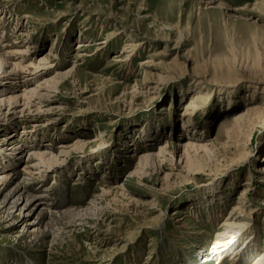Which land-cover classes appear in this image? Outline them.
I'll use <instances>...</instances> for the list:
<instances>
[{
	"label": "rangeland",
	"instance_id": "rangeland-1",
	"mask_svg": "<svg viewBox=\"0 0 264 264\" xmlns=\"http://www.w3.org/2000/svg\"><path fill=\"white\" fill-rule=\"evenodd\" d=\"M5 1L0 172L17 181L33 166L49 212H103L44 247L24 226L36 212L0 222V264H264V94L247 83L264 75V0ZM70 69L58 90L40 82ZM240 113H253L241 158L240 139L220 150ZM234 204L244 233L207 263Z\"/></svg>",
	"mask_w": 264,
	"mask_h": 264
},
{
	"label": "bare ground",
	"instance_id": "bare-ground-1",
	"mask_svg": "<svg viewBox=\"0 0 264 264\" xmlns=\"http://www.w3.org/2000/svg\"><path fill=\"white\" fill-rule=\"evenodd\" d=\"M11 1L14 2L15 0H7L5 2L7 3V2H11ZM207 1H209V2L206 3V5L214 3V1H212V0H206V2ZM218 7H220V6H218ZM216 9H218V8L216 7ZM26 18L29 19V18H31V16H26ZM26 24H28V22H25V25ZM160 32L162 34V31H160ZM20 36L26 37L25 34L21 33V32H20ZM132 46H135V45H131V47ZM82 47L83 46L78 45L77 49L82 48ZM131 49H132V51L134 50V48H131ZM51 51H53V47L49 51L50 54L46 57V59L45 58L42 59L41 62H46L49 59L48 57L49 56L51 57V54H53V52H54V51L53 52H51ZM123 51L125 52L126 50L123 49ZM163 55H165L164 52H162V50H160V51H157V53H155L152 56L153 57L154 56L155 57H157V56L161 57ZM81 56L82 55L78 56L77 58H79ZM152 56H150V58ZM175 57H178V56H175ZM3 58L4 57L2 55H0V66L5 63ZM176 59L177 58H175V59L172 58V61H170L169 63L161 61L160 63L155 64L156 72H159L160 74H162V73H165L167 70H170L174 66H177L178 63H176ZM123 61L126 62L127 59L125 58ZM184 61H187V60H184ZM148 63L150 64L149 61H143L142 63H140V65L144 66V65H147ZM48 67H51L50 64L48 65ZM48 67H47V69H48ZM11 68H15V67L11 66ZM72 69H73V67H72ZM73 72L74 71L70 69V70H68L67 72H64V73L55 74V77H49L48 79H42L40 82H41V84H43V86H47L49 88H53V89L58 90V88H56V85L59 84V83L56 82V80L57 81L58 80H63V78L65 76L72 75ZM19 75H21L20 77H22V79H25L23 77L22 73L19 74ZM19 75H16V76H19ZM198 79H200V78L198 77ZM148 80L150 81V79H148ZM159 80H160V78H159ZM233 80H235V79H233ZM253 80L248 81L247 83L248 84H250V83L251 84H256V85H254V88L255 87H256V89L260 88L262 90L261 93L264 94V75L259 77V78L255 77V79H253ZM236 81H239V80L237 79ZM154 88H152L151 90L153 91ZM43 89H45V87ZM47 95L45 97H48ZM200 101H203V96L201 95L200 92H197L195 94V98L193 100H191L190 103H186L185 104V106H184L185 108L183 109L184 115H186V116L189 115L190 116L191 111L195 108L194 104L197 103V102L200 103ZM260 108L259 109H255L254 116L255 115L257 116V115L261 114V109ZM187 112L188 113L190 112V113L188 114ZM252 115H253V113L251 115H247V116L243 115L242 113H240V114H237V115H235L233 117L234 119H233V121L231 123V126L226 131V138H227L228 143L222 145L220 150H222V151L224 150L226 152L229 149V147L231 146V144L238 143L239 142L238 140L240 139L243 143L241 144L240 147L238 146L240 148V151H238L239 158H241L244 155L243 154L244 146L246 145V142H247V139H248L247 132H245V131H246L247 128L251 127L250 125H252V123H253L252 122L253 121V116ZM22 122H24V121H20L19 124H23ZM28 128H30V129H28ZM28 128H23L25 134L29 133V131L31 133L36 132V129L34 128V126H31V127L28 126ZM14 143H18V139L16 137L13 140V144ZM60 148H67V147L66 146H61ZM239 148H237V149H239ZM198 149H203L206 153H209V151L213 150V148L209 150L208 148H201V147L198 148ZM241 150H242V153H240ZM44 157H48V156H44ZM41 159H42V164L44 163L47 166L44 158L41 157ZM146 159L147 158H145V160ZM202 159L206 162L204 157H202ZM51 162H53V161L49 160L48 164L51 163ZM203 162H200V165H202ZM144 164H145V162L143 163V166H145ZM200 165H198L197 167H199ZM32 167L28 166V167L25 168V170H22L24 172V174L22 176V179L21 180H17V181H14V178H13L14 175L12 176L10 173H7V172H0V222L6 223V225H7L6 227H8L9 230L14 225L19 223L20 220H24L26 216H29L32 212H36L35 218L32 221H29V222L25 221L26 223H24L25 224L24 226H25V228H31L32 227V231L26 232V234L28 235L27 238L29 239L30 243H32L34 245L39 244V245L44 247L47 243L51 244L52 242H55L56 239H62V238H65V237L66 238H70V236H71L70 234L74 233L73 230L76 229L74 223L78 222V220L81 221V219L83 217H95L98 220L99 215L100 216L102 215L103 211L101 210V208H98V206H101V207L103 206V203H101V202L98 203V205L95 204L90 209H86L84 211L83 210L82 211H74V212L65 211V212L60 213V214L59 213H54V212L53 213L49 212L50 211V209H49L50 208V206H49L50 204H46V205L49 206L48 208H46V207H44L45 204L43 205V203H41L42 200H43L42 197H44L45 195H43L41 193L43 196H40V195H38V193L33 192L34 189H33L32 184L27 182L29 180V177H33V175H37L35 173H31V170H33ZM30 192H32V193H30ZM102 193H103L102 197H105L106 199L109 197V194H111L110 192H105L104 190L102 191ZM102 202H104V201H102ZM233 206L234 207L230 208V209H232L231 211L233 213L238 212V216L232 214V216H229V218H227V220L225 219V221L221 224L220 228H222V231H221L222 233L218 234V236H217L218 238L217 237L215 238L216 241L214 240L215 241L214 245H218V246L213 247L214 251L210 252V254H205V256H204V258H206L205 262H207V263L210 262V261H215L213 258H217V257H218V259L221 258L224 255V253L226 252V249L231 244H233L232 243L233 239H235V238L239 239L240 235H241L240 233H242V232L244 233L243 228L245 227V224L243 225V224L240 223L241 222V219H240L241 209L238 207L239 205H235L234 204ZM100 210H101V212H100ZM13 212H17V214L14 215ZM56 214L57 215L59 214V216H56ZM55 227H58V229H54ZM25 235H23V237ZM48 239L50 240V242H49ZM245 243H246L245 244V246H246L249 243V240L246 241ZM243 249H244V247L242 248V250ZM237 254L238 253H235V258L237 256ZM206 255H208V256H206Z\"/></svg>",
	"mask_w": 264,
	"mask_h": 264
}]
</instances>
